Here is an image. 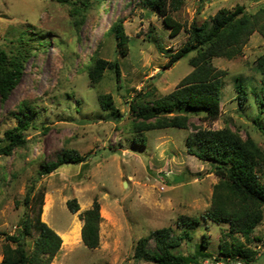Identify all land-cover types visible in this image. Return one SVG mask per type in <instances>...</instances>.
<instances>
[{
  "label": "rangeland",
  "instance_id": "1",
  "mask_svg": "<svg viewBox=\"0 0 264 264\" xmlns=\"http://www.w3.org/2000/svg\"><path fill=\"white\" fill-rule=\"evenodd\" d=\"M239 5L254 13L264 7V0H183L178 10L169 11L184 26L173 35L164 15L140 0H0V49L9 54L30 49L17 86L6 99L0 96V145L5 144V131L18 123L14 112L19 106L27 102L34 109L27 145L10 155L0 153V231L5 233L0 235V262L5 246H15L6 234H18L26 215L36 217L39 205L34 200L26 204L25 198L44 191L42 220L61 238L74 228L79 233L69 243L62 238L51 264H157L136 260V245L141 237L168 226L181 241L173 248L176 254L208 255L198 264H246L241 259H218L225 240L246 243L256 251L250 264H264V216L250 242L241 233L233 239L228 222L207 218L220 177L211 162L190 154L186 146L188 134L197 128L230 126L243 138L251 135L264 150V117L262 128L252 120L256 96L263 90H249L243 109L236 91L241 77L250 78V86L262 85L257 58L264 51L263 36L254 32L233 59L214 58V65L228 72L218 119L193 116L188 129L148 131L143 146L134 142L136 117L129 103L138 92L156 91L159 96L175 89L193 69L189 61L194 51L170 64L171 56L190 39L191 25L212 23L219 10L234 11ZM78 11L84 13L82 22ZM119 16L125 17L129 36L125 56L116 52V42L108 35ZM22 32L36 41L19 42ZM44 39L50 43L45 50L39 44ZM99 44L102 57L119 60L120 80L110 70L97 85L88 78L87 67ZM99 93L112 94L118 115L102 109ZM66 149H76L86 160L39 175L43 163L56 160ZM72 198L80 207L74 213L67 206ZM95 199L102 221L100 244L91 249L82 240L81 213ZM182 216L196 217L200 223L191 225ZM37 234L34 231L25 243L31 245ZM148 246L156 247L153 237Z\"/></svg>",
  "mask_w": 264,
  "mask_h": 264
},
{
  "label": "trees",
  "instance_id": "2",
  "mask_svg": "<svg viewBox=\"0 0 264 264\" xmlns=\"http://www.w3.org/2000/svg\"><path fill=\"white\" fill-rule=\"evenodd\" d=\"M96 1L102 3L104 0ZM140 1L164 15L165 23L173 28L171 30L173 35L184 28L183 24L175 21L169 12L171 8L178 10L183 0ZM78 16L82 22L84 13L78 11ZM124 21L125 17H117L108 31V35H111L116 42V52L123 56L128 53L129 41ZM190 30V39L171 56L170 64L194 51L196 54L189 61L193 69L169 93L158 96L156 91L151 94L138 92L129 101L136 117L132 125L136 144L145 146L146 132L151 130L170 127L188 129L193 116H200L207 121H214L220 117L224 78L228 72L217 68L213 60L220 57L235 58L256 31L264 38V7L254 13H246L242 5L237 6L234 11L221 9L213 16L212 23H203L200 26L192 24ZM19 38V42L25 41L27 44L36 41L27 32H22ZM39 44L45 50L50 43L44 39ZM26 52L30 53V49L22 47L14 54L0 49V96L3 100L10 95L21 78L23 62L28 56ZM257 68L263 75L262 85L259 88L250 86L247 82L251 79L241 77L236 91L243 109L244 101L249 98V90L251 92L263 90L261 96L259 93L256 96L257 100L253 107L257 113L252 119L262 128L260 122L264 117V51L257 58ZM107 70L115 75L117 81L120 80L119 60L102 57L99 44L87 67L88 78L97 85L104 79ZM98 99L103 110L109 111L110 115L119 114L112 94L99 93ZM33 110L31 104L23 102L19 106V112H14L18 123L5 131L3 137L5 144L0 145V153L10 155L15 149L27 145L29 142L27 131L34 126ZM186 146L190 154L211 162L220 177L214 185L212 203L206 212V217L215 223L228 222L233 239L236 233H241L250 242L253 230L264 216V150L251 135L243 138L230 126L221 129L197 128L195 132L188 134ZM85 160L86 156L76 149H66L56 160L43 163L38 173L49 174L62 165L79 164ZM44 195V191H40L34 196L28 195L25 198L26 204L34 200L39 205L36 217L33 219L29 214L26 215L20 221L18 234H6V239L15 243V246L10 243L5 246L0 264H51L60 251L61 235L41 218ZM67 206L72 213L80 208L76 198L69 199ZM100 210V202L95 199L92 206L81 213L82 240L85 246L91 249L97 248L100 244L102 221ZM181 220L191 225L200 223L198 218L191 216H182ZM34 231L38 233L34 242L31 245L25 243V239L32 236ZM1 234L5 233L0 231ZM152 237L156 240L154 249L148 246ZM180 244V239L174 236V229L171 226L163 227L138 240L134 257L136 260L157 264H191V262L198 264L201 258L208 256L202 253L201 258L198 256L186 258L184 255L176 254L173 248ZM220 249L219 260L235 258L243 260L246 264H250L256 254L255 250L241 240L233 243L222 241Z\"/></svg>",
  "mask_w": 264,
  "mask_h": 264
},
{
  "label": "bare ground",
  "instance_id": "3",
  "mask_svg": "<svg viewBox=\"0 0 264 264\" xmlns=\"http://www.w3.org/2000/svg\"><path fill=\"white\" fill-rule=\"evenodd\" d=\"M79 236V233L77 231V228H74L71 232L66 233L65 235H62V238L64 239V243H69L70 239L76 238Z\"/></svg>",
  "mask_w": 264,
  "mask_h": 264
}]
</instances>
